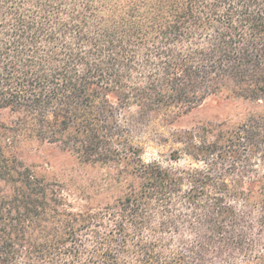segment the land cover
<instances>
[{
  "label": "trees",
  "instance_id": "obj_1",
  "mask_svg": "<svg viewBox=\"0 0 264 264\" xmlns=\"http://www.w3.org/2000/svg\"><path fill=\"white\" fill-rule=\"evenodd\" d=\"M228 88L264 111V0H0V108L15 117L0 122V264H191L189 253L228 264L235 251L264 264L260 240L234 245L223 225L213 242L206 215L214 165L264 156V113L225 142L186 132L205 169L145 162L120 122L134 109L174 122ZM22 136L107 167L102 191L114 181L122 195L74 211L59 185L21 168ZM249 186L262 226L264 179ZM216 201L213 212H231Z\"/></svg>",
  "mask_w": 264,
  "mask_h": 264
},
{
  "label": "rangeland",
  "instance_id": "obj_2",
  "mask_svg": "<svg viewBox=\"0 0 264 264\" xmlns=\"http://www.w3.org/2000/svg\"><path fill=\"white\" fill-rule=\"evenodd\" d=\"M135 111L134 109L131 115L125 114L120 117V122L131 129L128 137L133 145L141 149L143 160L156 161L164 167L177 170L208 167L207 163L197 160L194 153L189 150L186 132L194 133L195 141L199 143L204 134L198 132L204 131L208 133L207 140L212 142L220 138L221 134L227 137L234 134L233 132L242 124L264 113L263 107L236 97L231 88L209 97L201 106L185 113L174 122L173 116L164 111L144 119L137 117ZM14 119V115L11 116L0 108V122L10 124ZM26 120L31 122L29 118ZM19 140L21 142L15 152L13 151V155L21 162V168L29 169L35 177L46 183L59 185L74 211L87 208L97 211L122 195V187L114 181L112 182L114 187L109 185L106 191H102L101 187L111 182L114 177V172L111 171V175L107 167L84 163L71 150L50 142L23 136L19 137ZM7 153L12 155V152ZM246 156L242 154L233 165L228 161L214 165L215 173L221 175L215 186L208 188L212 200L206 202L208 212L206 215L212 219L213 231L212 233L208 231L207 234L211 235L213 242L216 243L224 225L231 234L234 245L239 243L242 235H248L254 241L260 240L258 243L264 247V225L261 226L259 223L261 216L256 205L259 203L257 202L259 195L256 193L255 196L249 186L252 180L264 179V156L260 154ZM4 191L5 194L10 193L7 186L4 187ZM238 191H244L247 200L240 199ZM221 198L227 202L230 213L213 212L216 200ZM251 216L254 217L252 220ZM186 241L191 243V240ZM188 255L191 264H202L192 253ZM230 257L228 264H245L236 251ZM205 259L210 264H222L217 263L214 254H207Z\"/></svg>",
  "mask_w": 264,
  "mask_h": 264
}]
</instances>
